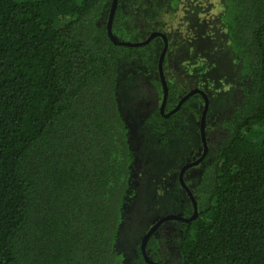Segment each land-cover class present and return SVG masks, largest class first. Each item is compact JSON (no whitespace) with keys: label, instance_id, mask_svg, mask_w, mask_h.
Masks as SVG:
<instances>
[{"label":"trees","instance_id":"trees-1","mask_svg":"<svg viewBox=\"0 0 264 264\" xmlns=\"http://www.w3.org/2000/svg\"><path fill=\"white\" fill-rule=\"evenodd\" d=\"M112 2L0 0V264H125L116 243L138 193V141L158 154L191 142L205 104L196 95L168 118L161 105L135 118L123 110L126 82L153 87L162 104L164 43L115 45ZM126 2L112 24L121 42L140 32ZM222 2L241 98L220 125L229 139L185 174L198 217L164 224L147 244L156 263L264 264V0ZM168 87L165 114L185 96ZM176 184L189 219L193 204ZM136 254L147 264L141 244Z\"/></svg>","mask_w":264,"mask_h":264},{"label":"rangeland","instance_id":"rangeland-1","mask_svg":"<svg viewBox=\"0 0 264 264\" xmlns=\"http://www.w3.org/2000/svg\"><path fill=\"white\" fill-rule=\"evenodd\" d=\"M125 7L140 32L123 40L143 42L153 32L167 36L169 48L164 62L167 82L177 86L182 96L193 89L206 93L209 145L215 148L225 143L230 133L220 125L241 98V66L233 55L227 28L221 19L222 0H127ZM154 42L163 46L161 38ZM156 93L151 86L141 90L126 82L120 96L123 110L135 118L146 109L161 105ZM201 99L196 95L194 102L203 105ZM203 106L198 112L200 118L196 114L191 117V142L186 143L182 151L174 148L172 152L158 154V148L150 139L145 138L146 143L138 141V147L143 149V160L135 175L138 193L128 205L116 243L117 250L126 257L125 264H144L136 253L149 229L164 216L182 214L176 203L180 192L176 181L181 168L202 154L199 142ZM166 229V226L162 228L161 234H166ZM166 252L171 256L170 248H166Z\"/></svg>","mask_w":264,"mask_h":264},{"label":"water","instance_id":"water-1","mask_svg":"<svg viewBox=\"0 0 264 264\" xmlns=\"http://www.w3.org/2000/svg\"><path fill=\"white\" fill-rule=\"evenodd\" d=\"M119 5V0H113L112 2V7H111V11H110V17H109V22H108V34L109 37L111 39V41L115 44V45H121V46H125V47H131V48H137V47H143L146 46L148 44H150L154 39L156 38H161L163 40L164 43V47L163 50L160 54L159 57V62H158V72H159V77H160V81H161V85L163 88V100H162V104L160 106V111L162 113V115L166 116L167 118L176 114L181 107L184 105L185 102H187L191 97L195 96V95H200L202 96L203 100H204V108H203V112H202V116H201V122H200V132H201V141L203 145V153L201 155L200 158H198L197 160H194L190 163H187L186 165H184L179 173V182L181 187L184 189V191L187 193L190 201L193 204L194 207V214L191 218L187 219V218H183L180 217L178 215H167L162 217L161 219H159L147 232V234L144 236L142 242H141V251H142V255L144 260L146 261L147 264H158L154 261H152L148 254H147V244L149 243L151 237L157 232V230L164 225L167 222H191L196 220V218L198 217V204L197 201L192 193V191L190 190V188L186 185L185 182V174L186 172L199 165L208 155L209 153V143L207 141V136H206V119H207V114H208V109H209V100H208V96L206 95L205 92L198 90V89H193L190 92H188L179 102V104L177 105V107L172 110L171 112H169L168 114H165V110H166V104H167V100H168V96H169V87H168V83L166 81L165 75H164V62H165V58L168 52V48H169V41L166 35L159 33V32H153L152 34H150V36L144 40L143 42H135V43H131V42H121V41H117L116 38L113 35L112 32V24H113V20H114V16L116 13V10L118 8Z\"/></svg>","mask_w":264,"mask_h":264},{"label":"flooded vegetation","instance_id":"flooded-vegetation-1","mask_svg":"<svg viewBox=\"0 0 264 264\" xmlns=\"http://www.w3.org/2000/svg\"><path fill=\"white\" fill-rule=\"evenodd\" d=\"M151 34H152V33H151ZM148 37H149V36H148ZM148 37H147V38H148ZM166 56H167V55H166ZM165 61H166V58H165ZM164 75H165V74H164ZM165 78H166V77H165ZM166 81H167V80H166ZM178 216H179V215H178ZM173 222H175V221H173ZM165 224H166V223H165ZM162 226H163V225H162ZM162 226H161V227H162ZM161 227H160V228H161Z\"/></svg>","mask_w":264,"mask_h":264}]
</instances>
